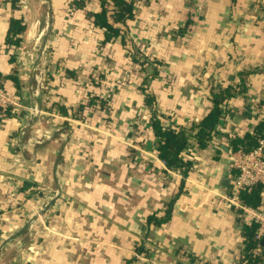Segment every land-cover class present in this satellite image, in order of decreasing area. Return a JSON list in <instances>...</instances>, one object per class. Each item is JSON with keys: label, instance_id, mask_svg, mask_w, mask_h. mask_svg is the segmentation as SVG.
<instances>
[{"label": "crops", "instance_id": "crops-1", "mask_svg": "<svg viewBox=\"0 0 264 264\" xmlns=\"http://www.w3.org/2000/svg\"><path fill=\"white\" fill-rule=\"evenodd\" d=\"M75 1L0 0V85L19 102L0 110V264H237L257 223L224 197L231 140L264 119V0H137L125 43L105 44L99 0ZM92 94L104 105L76 113ZM154 120L185 133L181 167L158 155Z\"/></svg>", "mask_w": 264, "mask_h": 264}, {"label": "trees", "instance_id": "trees-1", "mask_svg": "<svg viewBox=\"0 0 264 264\" xmlns=\"http://www.w3.org/2000/svg\"><path fill=\"white\" fill-rule=\"evenodd\" d=\"M10 1L14 6L18 5V0ZM75 4L81 8L86 5L84 0H76ZM136 4L137 0H99V8L96 11H89L88 16L92 19L94 27L104 33L103 44L112 39H116L118 36H122L125 43V35L128 30L127 22L134 19ZM24 30L25 24L21 20L12 19L6 37L7 45H14L16 47L21 45ZM224 98L225 95L222 91L214 93V106L199 126L200 144L205 143L212 129H214L221 113L219 105ZM86 99L87 101L82 102L76 109V113H81L83 116H85L90 104H95L97 101H100L101 105L105 103L104 98L98 94L89 95ZM152 125L157 135L162 138L157 149L158 155L166 161L168 166L181 167L184 162L180 157V152L187 141L185 133L183 131H176V129H164L159 120L152 121ZM263 136L264 119L257 125L255 134L247 133L243 139L235 138L231 140L230 145L232 146V150L242 148L245 151H249L258 145L259 139L261 137L263 138ZM260 186L264 185L260 184L252 190L241 193V198L246 204L254 208L259 207L258 202L261 197ZM256 227L257 224L252 222L243 225L242 233L246 243L242 255L237 260V264H264V236L261 238L257 237ZM257 247H261L262 251H255Z\"/></svg>", "mask_w": 264, "mask_h": 264}, {"label": "built area", "instance_id": "built-area-1", "mask_svg": "<svg viewBox=\"0 0 264 264\" xmlns=\"http://www.w3.org/2000/svg\"><path fill=\"white\" fill-rule=\"evenodd\" d=\"M32 61L35 57L31 56ZM19 106V102L14 95L8 93L0 85V110L5 112L10 106ZM41 110L38 105L32 108V113L38 115ZM231 168L237 169V173L233 174L232 194L224 197L228 206L235 205L243 210L249 216L251 221L256 222L258 226L257 237L264 234V207L255 209L241 203L240 194L243 191H249L257 185H264V138L259 140L258 145L245 151L242 148L231 150Z\"/></svg>", "mask_w": 264, "mask_h": 264}, {"label": "rangeland", "instance_id": "rangeland-1", "mask_svg": "<svg viewBox=\"0 0 264 264\" xmlns=\"http://www.w3.org/2000/svg\"><path fill=\"white\" fill-rule=\"evenodd\" d=\"M192 1V0H191ZM29 52H30V55L31 56H33V57H35V55H36V51H35V49H33L32 47L29 49ZM35 60V59H34ZM30 222H32V221H30ZM30 222H29V224H30ZM33 233H35V228H33L32 229V234ZM32 234H29V235H25V236H23V241L24 242H26V243H28V244H30V242H31V240H32V238H31V236H32ZM16 238V237H15ZM13 239V245L15 244V246H17V245H20V243H21V241H20V239ZM18 238H20V237H18ZM1 249H5V248H3V246H1ZM4 251V250H3ZM2 251V253L4 254V252ZM18 254H19V252H15V253H13L12 254V257L14 258V257H17L18 256ZM36 254H37V251H35V250H33V252H32V254H30V253H28V257H29V260L31 259V262H33V260L36 258ZM20 255H22L21 253H20ZM21 259V256L19 257V260Z\"/></svg>", "mask_w": 264, "mask_h": 264}]
</instances>
